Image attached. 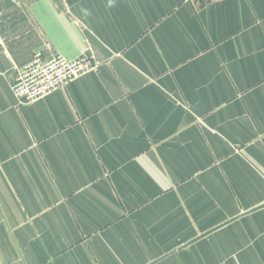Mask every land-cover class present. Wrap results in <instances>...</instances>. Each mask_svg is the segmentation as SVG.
<instances>
[{"label":"crops","instance_id":"obj_1","mask_svg":"<svg viewBox=\"0 0 264 264\" xmlns=\"http://www.w3.org/2000/svg\"><path fill=\"white\" fill-rule=\"evenodd\" d=\"M22 9L37 43L0 42V243L13 263L264 264V0ZM37 53L97 69L22 104L11 84Z\"/></svg>","mask_w":264,"mask_h":264},{"label":"built area","instance_id":"obj_2","mask_svg":"<svg viewBox=\"0 0 264 264\" xmlns=\"http://www.w3.org/2000/svg\"><path fill=\"white\" fill-rule=\"evenodd\" d=\"M96 69L90 57L69 60L55 53L46 57L37 53L18 68L11 92L19 103L32 104Z\"/></svg>","mask_w":264,"mask_h":264},{"label":"rangeland","instance_id":"obj_3","mask_svg":"<svg viewBox=\"0 0 264 264\" xmlns=\"http://www.w3.org/2000/svg\"><path fill=\"white\" fill-rule=\"evenodd\" d=\"M15 1L16 11L14 15H10L8 18V15L7 17H3L4 15L0 14V42L15 47V52L17 53L24 52L27 54L28 49L37 43L38 36L24 35L27 30L25 29L26 24L23 20V0ZM2 3L3 0H0L1 8L7 11L8 6H4ZM1 235L2 234L0 233V242L3 240ZM0 264H14L11 260V254L7 253V245L3 243H0Z\"/></svg>","mask_w":264,"mask_h":264}]
</instances>
